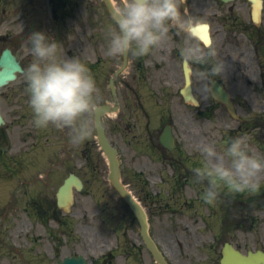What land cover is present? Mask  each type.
I'll return each mask as SVG.
<instances>
[{
    "label": "flooded vegetation",
    "instance_id": "1",
    "mask_svg": "<svg viewBox=\"0 0 264 264\" xmlns=\"http://www.w3.org/2000/svg\"><path fill=\"white\" fill-rule=\"evenodd\" d=\"M110 1L118 10L119 0ZM261 1V16L256 22L251 0H186L180 5L182 13L186 11L203 24L194 27L191 35L171 30L167 40L144 57L129 54L126 70L115 80L120 112L144 113L146 117L147 113L155 114L146 98L155 99L152 104L159 108L156 125L149 130L150 142L144 147L145 151L160 153L158 174L150 175L160 180L161 187L154 194L173 200L165 204L159 198L153 199L150 209L162 212L150 216L149 234L165 264H221L225 244L243 254L264 253V174L257 193L235 194L225 189L217 201L207 204L201 199L206 182L196 183L192 172L201 166L202 144H210L205 139L215 130L208 125L217 116V125L220 121L228 134H222L218 144L211 145L224 150L231 138L244 136L250 154L264 157V0ZM100 17L106 23L103 28ZM115 26L102 0H0V53L9 50L15 54L22 68L15 78V91H0V259L12 253L15 264H61L65 260L69 264H158L129 211L118 221L94 219L95 214L84 212L82 191L90 183L84 178L90 159L84 157L83 149L77 151L78 144L72 142L68 129L34 125L23 77L34 59L26 48L33 32H43L57 41L61 58L72 57V52L88 47L85 40L91 41L98 98L99 70L108 69V81L122 63V57L104 55L107 31ZM192 43L205 51L213 47L217 53L215 62L226 63V72L212 77L209 87L216 81L227 92L235 118L211 93L198 91L194 77L191 89L199 107L183 102L178 87L185 80L180 51ZM195 67L198 66L191 65L193 70ZM147 84L171 85V89L157 86V93L137 90ZM195 122L200 124L196 126ZM166 124L171 125L174 137L171 151H166L158 140ZM189 128L196 129L197 144L186 143L194 139L188 134ZM41 139L44 147L49 144V152L36 155ZM150 161L151 165L155 163ZM97 169L92 168L93 172ZM165 169L170 177L163 175ZM70 174L80 179L83 187L80 192L73 190V203L66 211L58 204L57 192ZM101 194L105 195V190ZM166 212L175 217L167 223L161 218ZM183 212L191 213L181 220L185 234L167 230L169 221L171 228L179 227L176 217H185Z\"/></svg>",
    "mask_w": 264,
    "mask_h": 264
},
{
    "label": "clouds",
    "instance_id": "2",
    "mask_svg": "<svg viewBox=\"0 0 264 264\" xmlns=\"http://www.w3.org/2000/svg\"><path fill=\"white\" fill-rule=\"evenodd\" d=\"M183 3L186 0H119L116 26L106 34V55L144 57L166 41L173 29L191 35L193 28L203 22L186 11L182 13ZM26 48L34 57L23 71L34 125L68 129L72 142L82 143L91 135V118L98 110L97 85L89 69L78 57L61 58L58 42L43 32L29 35ZM216 56L213 47L205 51L198 43L181 49V62L190 66V89L194 77L198 91L211 93V78L227 70L226 63L215 62ZM191 65L198 67L193 70ZM201 154V166L192 172L196 183L206 182L201 195L205 203L217 201L225 189L235 194H254L260 190L264 157L250 154L247 137L231 138L223 151L211 144L202 145Z\"/></svg>",
    "mask_w": 264,
    "mask_h": 264
},
{
    "label": "rangeland",
    "instance_id": "3",
    "mask_svg": "<svg viewBox=\"0 0 264 264\" xmlns=\"http://www.w3.org/2000/svg\"><path fill=\"white\" fill-rule=\"evenodd\" d=\"M100 26L101 28L106 26V23H104V19L100 17ZM84 44H89L88 47L84 46L82 51L72 52V55L74 57H78L85 65L86 67L90 68V62L91 61V41H84ZM106 56V52L104 53ZM88 68V69H89ZM90 73L92 76H94L95 72L90 70ZM103 72V73H102ZM99 84L98 87L99 90V100L98 102H108L110 100V94L107 88V79L108 76V69L105 67L101 70H99ZM133 85V84H132ZM136 88L138 85H134ZM163 87L164 89H171V85L166 84H159V85H152L147 84L146 88L143 85L141 88H138L137 90L141 92H149V89H153L155 91V88ZM178 87H182V83L178 84ZM15 91V82L11 83L8 87L3 89V91ZM129 95L132 97V94L129 93ZM148 95V94H147ZM147 103L153 107L152 102L155 104V99L146 98ZM97 103V102H96ZM146 103V104H147ZM148 107V106H147ZM149 110V108H148ZM127 113V114H126ZM126 113L120 112L116 116H104L102 118V123L106 131L107 138L111 145L118 151V158L121 162V178L124 180V184L128 186L127 188L131 190V192L134 194V196L143 204H150V201H147L145 199L147 195L149 194L151 196V193H153V190L151 188L156 187L157 185H154V183L159 184L158 179H152L150 180L149 184L146 186L145 184L142 185L141 182L138 180L136 174H138V171H143L144 175L146 177H149L152 174H156L159 171V163H157V156L160 155L158 151H156V154L153 153V151L146 150L145 151V144H147L149 141L148 134L150 133L149 130H152L155 121L152 122V120L157 119V115L155 118V115H151L150 113H147V117L144 113H138L136 114L133 111H127ZM92 124H91V135L82 143H79L77 145V151L79 152L81 149L84 150L85 156H90V162L88 163L89 169L88 174L85 175V179H87L90 183L87 185L86 191L83 192V201H82V207L84 209V212L88 214H95L96 218L100 219H113V220H120L123 219L126 210L122 203V201L119 199V197L109 189V185L107 182V166L106 161L101 154L100 150L98 149L96 145L95 140V131L93 126V116H92ZM146 120L150 121V125L146 127L145 122ZM220 120V118L213 117L212 123H210L209 127L211 129H215V127L218 129L214 133V135H208L205 139L210 144L211 142H216L218 144V140L221 139L222 133H225V130L223 129L222 124L218 123L217 121ZM200 124V122H195V125ZM196 129L189 128L188 134H190L194 139L190 141H186V143H190L192 145L197 144L198 141V135L195 134ZM222 133H221V132ZM152 133V132H151ZM40 143H44V139L40 140ZM152 144L155 143V140L151 141ZM49 145V144H48ZM48 145L46 147H42L40 149H37L36 154L37 155H45L49 152ZM204 145V144H202ZM219 146V145H218ZM217 148V146H216ZM220 147H218L217 150L220 151ZM154 160L155 163L151 165V161ZM98 167L95 172H93L92 168ZM156 168V169H155ZM167 168V167H166ZM166 169L164 172L166 173ZM86 172V170L84 171ZM101 190H105V195L101 194ZM107 190V191H106ZM109 190V191H108ZM89 191V192H87ZM111 191V192H110ZM147 194V195H146ZM165 196V195H162ZM184 198V197H183ZM164 203L170 202L172 203L173 200L171 197H165ZM106 209V211L103 213L102 210ZM101 211V215L99 216V212ZM181 214V213H180ZM185 214V217L179 219L180 217H176V220H179V227H173L171 228L169 225L171 224V221L166 224L167 230H174L178 231L179 234H185L183 231L186 229L184 225L181 224V220L188 218L187 215H190V212H183ZM180 216V215H179ZM175 217H171L170 215H163L162 219L163 222L167 223L168 220L174 219ZM156 219V218H154ZM164 224V223H163ZM0 264H15V257L12 256V253L4 254L3 257L0 259Z\"/></svg>",
    "mask_w": 264,
    "mask_h": 264
},
{
    "label": "water",
    "instance_id": "4",
    "mask_svg": "<svg viewBox=\"0 0 264 264\" xmlns=\"http://www.w3.org/2000/svg\"><path fill=\"white\" fill-rule=\"evenodd\" d=\"M255 8H259V1H254ZM0 86L8 82L9 80L15 77L14 72L19 71L20 68L15 61V58L10 56L8 52H4L0 58ZM188 87V83H186ZM184 96L186 95L183 92ZM106 108H101L100 110L96 111V129H97V137L99 140V144L104 151L110 166V175L109 180L111 181V185L118 191L122 199L128 204L131 210L134 212L137 220L140 223L141 233L145 235L147 230V222L146 216L141 207L132 199L131 195L123 189V187L119 183V171H118V162L116 160V151L111 148L105 138L103 133V129L99 125V116L102 114L103 110ZM166 139V138H165ZM228 260V259H227ZM245 261L244 264H264V257L263 256H250L248 259L243 258Z\"/></svg>",
    "mask_w": 264,
    "mask_h": 264
}]
</instances>
